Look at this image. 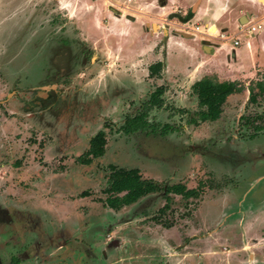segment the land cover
<instances>
[{"label":"rangeland","instance_id":"obj_1","mask_svg":"<svg viewBox=\"0 0 264 264\" xmlns=\"http://www.w3.org/2000/svg\"><path fill=\"white\" fill-rule=\"evenodd\" d=\"M164 2L0 0V60H18L12 72L26 68L33 75L23 80L21 88L13 74L6 81L10 83L7 89L0 79V264H13L20 256V264H35L38 240L46 244L42 256L50 258L55 253L65 258L72 244L78 249V264L84 261L81 248L85 243L96 249H123L130 243L128 248L135 247L129 239L153 238V243L165 248L170 247L166 239L181 235L189 241L186 251L195 250L198 199L171 194V206L162 211L166 203L162 190L114 211L104 203L111 163L138 167L143 177L163 184L183 182L196 188L201 180L199 188L206 203L213 199L206 187L211 184L212 169L240 171L252 167L258 172L251 175L247 185L254 190L260 185L253 180L264 173V130L255 137L251 134L256 125L264 128V97L252 102L250 93L242 92L225 108L224 121L194 125L188 120L198 117L201 108L197 101L189 106V96L181 99L166 93L163 108L151 110L149 119L160 125L171 122L180 127L178 131L161 135L120 130L126 116L141 110L151 92L164 81L149 75V65L157 61L153 59V43L164 38L170 28L177 33L172 36L170 49L182 74L186 65L204 54L200 33L195 38L183 36L182 15L194 9L189 25L208 23L216 30L227 26L230 36L237 32L238 23L249 22L248 17L264 26V5L256 0H220L226 9H220L219 15L214 7L209 13L197 12L198 0H177L175 4L181 7L175 9L183 8L184 12L167 14L162 10ZM201 2L204 10L206 0ZM119 14L124 17L116 18ZM41 40L44 43L37 45ZM243 40L258 41L257 35ZM221 43L226 45L218 56L234 59L230 49L233 40ZM142 45L146 51L139 49ZM50 46L54 47L52 53ZM162 49L160 43L156 51ZM81 54L87 60H73ZM40 59L49 67L53 62V79L46 80L49 72L36 69L35 62L40 63ZM42 67L47 69L46 65ZM251 67L256 77L242 83L254 86L258 93L256 82L263 74L258 71L260 66ZM14 91L21 95L17 103L11 98ZM35 93L39 98L53 95L58 102L52 108L47 106L50 101L43 109L38 106L39 112L37 106L29 110ZM178 108L182 112L188 108L189 113H181ZM247 116L256 120L245 123ZM99 130L107 134L106 153L91 164L79 162L78 156L89 148L91 137ZM211 206L209 203L208 211ZM164 223L173 226L167 228ZM202 230L208 233L209 227ZM50 234L55 242L52 248L46 243ZM112 236L121 239L120 246L107 245ZM226 246L222 242L217 248L225 250Z\"/></svg>","mask_w":264,"mask_h":264},{"label":"flooded vegetation","instance_id":"obj_2","mask_svg":"<svg viewBox=\"0 0 264 264\" xmlns=\"http://www.w3.org/2000/svg\"><path fill=\"white\" fill-rule=\"evenodd\" d=\"M41 37H43L42 34ZM47 38L51 39L49 35L47 36ZM43 43L44 42L42 40L36 42V44L39 46L42 45ZM50 48H51L50 53H52L54 47L50 46ZM70 48L71 50L73 49L71 46ZM42 55H43V51L41 52V56ZM73 60H87V59L85 56L81 54V57L79 58L75 57L73 58ZM16 61L18 60H0V79L3 80L5 89H7L8 84H10L6 82L8 81L9 75L13 74V80H15L16 77H18L16 80L20 81L18 84L20 85V88L22 86L23 80H27L28 78H31V76H33L30 71L26 70V68L12 72L13 68L16 69V67L13 65V63ZM43 61L44 60L40 59V63L35 62V67L36 69L41 68L42 72L44 71H46L47 73L49 72L46 76V80L48 79L51 80L54 78L55 75L54 72L53 75L51 74V71L53 70V68H55L53 66V62H52V66L49 67L48 64H44L45 62ZM49 64L51 65V63ZM42 65H46L47 69H43ZM36 76L39 77L38 75ZM55 78L57 79L58 77ZM41 80L42 78L37 81H41ZM18 93L19 94H17V92L14 91L13 92L14 95L13 94L11 95V98H14V101L16 103L19 102V99L17 98L21 97L19 91ZM164 94H166V89L162 94L163 98H164ZM31 98H32L31 104H29L30 106L28 109L33 110V108L37 106L38 112L41 111L38 106L42 105V109H43V106L46 104V102L50 101L51 103H49L47 106L52 108L58 102L57 101L58 98H55V96L53 95L50 96L48 95L47 97L39 98L35 93V95ZM164 104H165V100L163 101L162 106H164ZM159 108H163V107L155 106L151 110L159 109ZM142 109L143 106L141 110ZM178 109H179L178 111L181 113H189L187 111L185 112L180 111L181 108ZM20 110L22 111L21 108ZM135 114H130V115H135ZM149 116H150V112L149 115L147 116L150 123L158 124L150 120ZM248 117L250 116L245 117L246 119L245 123L248 122L247 121ZM164 124H172L175 127L176 131L180 129L179 126L174 125L171 122H165L162 123L161 125L158 124V126L162 127ZM121 131L125 132V130H121ZM139 131H143V130H139ZM144 131L150 133L159 132V134L161 135H168L170 133L169 132L166 134H162L159 130L154 131L152 127ZM227 161L230 160L227 159ZM255 171L256 169L252 167H247L245 169H241L240 171L234 169H227L226 171H224V169H220V170H217L216 168L212 169L211 184L206 186L212 192L211 194L213 198L209 202L212 204L210 211H208L209 203H206L207 199L206 200L203 199V191H201V189L199 188V186L202 183L201 180L196 186V188H190L187 186V184H185L188 189L196 190L195 195L186 198L196 197L200 202L196 210L197 211L196 215L198 217L199 231L198 233H196L194 238L196 241L195 250L189 252L186 251L185 248L188 246L189 241H187L186 238H182L181 235H179V238H176L175 236H171L170 238L166 239L168 240L170 247H165V248L161 247L157 243H153V241H155V239L153 238L129 239L130 241L135 242V247L128 248L131 244H133L130 243L126 248L123 249L112 248V247L96 249V248H91V245L85 243L86 247L81 248L82 257L84 260L82 264H100L103 260H104V264H264V173L262 172L258 174L255 180H253V181H257L260 184L257 187V189L254 190V187L252 185H247V182H251V175ZM248 178L250 179L248 180ZM149 179H153V178H149ZM164 184H169V183H164ZM171 194H178V193L170 192L168 195L165 193L166 203L164 204L163 207L160 208L162 211L167 210L171 206V202H172ZM168 196L170 197V199H168ZM104 203L109 208L114 209V211L121 210L123 207L133 204L132 203L129 205H125L120 209H115L113 207H110L106 203V201ZM163 225L167 228H171L173 226L172 223H164ZM204 226L209 227L208 233L203 232L202 228ZM47 238H49L47 239L48 241L46 242L47 247L52 248L53 243H55L54 238L52 237L51 234L47 235ZM107 240L109 241L107 243V245L109 246L114 245L118 247L121 245L120 243L121 239H119L118 237L112 236ZM38 241H36L38 242L37 246L39 247L38 248L39 252L36 255V258H38V260L33 261L35 262V264H63V263L78 264L75 258L76 257L75 255H78L76 254V252H78V249L73 248L72 244L67 249L66 253L68 254L65 258L64 256H60L58 253L55 252H54L55 253L54 256L52 255L53 257L51 256L50 258L47 256L46 257L42 256L43 250L46 249V244H44V241L42 240H38ZM222 242L226 243L227 245L226 249L218 250L217 245L222 244ZM207 246H210V250H206ZM188 256H197L198 259L193 261L191 259H188L187 258ZM20 263H23V257L21 256L20 258L16 259V261H14L13 264H20ZM5 264H11V263L10 261H7V263Z\"/></svg>","mask_w":264,"mask_h":264},{"label":"trees","instance_id":"obj_3","mask_svg":"<svg viewBox=\"0 0 264 264\" xmlns=\"http://www.w3.org/2000/svg\"><path fill=\"white\" fill-rule=\"evenodd\" d=\"M194 15L190 11L183 17V21H187ZM164 63L157 61L149 66L150 76L160 75ZM259 92L254 91V86H250V100L256 102L259 97H264V78L256 82ZM166 87L164 85L158 86L155 91L151 93L150 98L142 104L143 109L135 115H128L121 130L127 133H134L139 130H147L152 127L154 131H160L162 134L169 133L175 130L172 124H164L162 127L156 124H150L148 120L149 112L155 106L163 107L164 98L162 97ZM193 94L198 97V105L201 108L198 111V117L193 116L189 121L195 125H199L205 121H215L219 119L223 112V105L227 101L230 94L240 92L244 89V84L239 81H219L216 77L206 76L192 85ZM184 112L187 109L183 110ZM256 120V117H248L247 121ZM247 122V123H248ZM263 125H256L255 133L252 137L259 133ZM107 134L105 130H99L90 139L89 148L78 156L79 162L83 164H91L96 158L102 157L106 153L107 148ZM111 169L109 174V185L105 188L108 194L106 203L115 209H120L125 205L132 204L138 201L143 196L152 192L162 191L168 195L170 192L182 194L185 197H190L196 194L195 189H188L185 183L163 184L154 179L144 178L138 167L125 168L115 164H109ZM168 199L170 197L168 196Z\"/></svg>","mask_w":264,"mask_h":264},{"label":"crops","instance_id":"obj_4","mask_svg":"<svg viewBox=\"0 0 264 264\" xmlns=\"http://www.w3.org/2000/svg\"><path fill=\"white\" fill-rule=\"evenodd\" d=\"M175 1L177 0H165L164 2L165 4L162 7L163 13L171 14L177 11L179 9V6L181 7V5L180 3L175 4ZM198 1H199V4H198L199 7L197 9V12L202 11L203 13H209V10H211L214 7L218 10V15H219L220 9H224V10L226 9V7L221 6L219 2L220 0H206V6L203 10L201 9L202 0H198ZM256 1L260 5H264V2H262L261 0H256ZM175 8H178V9H175ZM180 10L181 12H184L183 8H181ZM193 10L194 9L190 11H193ZM188 13L189 12H187L185 15H182V16L184 17ZM194 15H195V12H194ZM116 16H118L116 18L124 17L121 14L116 15ZM193 16L188 20L191 21ZM241 19H243V17ZM248 20L249 22L246 25H242L238 23L236 27L237 32L233 34L240 38L241 43L239 45L234 44V38H231V36L228 34L229 28L227 26H223L221 28L218 27L217 31L213 32V34H208V33H203V32H194V31H187L189 33L187 34L185 31H183V36L186 38L188 37L195 38L196 35L200 33L202 35L201 36V39L203 41L202 47L204 49V54H201L198 60H196L195 62L193 61V63H190L183 68L185 70V73L183 74L181 73V69L176 65V63L172 59L173 55L171 53L172 51L171 49L173 47L170 41L172 39V36L175 37L177 33L175 31L172 32L171 28L168 30L167 34L164 33L165 34L164 38H162L157 43H153L151 46V49H153V53L155 55L153 59L157 61H162L164 63V66L162 68L160 75H157V76L159 80H164L160 85H164L166 87V93L167 94L170 93L169 95H172L176 98H181V99L189 96L190 100L188 99V104L189 106H192L193 103L196 101L198 104V97L195 94H193L192 85L196 81L206 76L216 77V79H218L219 81H227V80L235 81L236 80V81L242 82V81H246L249 78L251 80V79H254L257 74V72L252 70V67H251L254 64L256 66L261 67L259 68L258 71H262V74H263L262 76L264 78V51L263 52L261 51V53L259 52L260 48H264V38H261V35H264V30H263L264 26L260 20H253L252 17H248ZM252 22L253 23L257 22L261 24V28L258 31H256L254 34L248 37H253L257 35L258 41L255 42L254 40L253 41L248 40L245 43L243 40V37H246V36L240 32V28L241 26H247ZM195 24H200L202 26V29L209 26L208 23H205V24L195 23ZM218 33L228 34L229 37L227 39L231 38L233 40V44L230 46V49H231V52L234 53V59L227 60V59H222L218 56L217 53L221 51L223 47H225L226 45V44L221 43V41L227 40V39L220 37ZM160 43L163 49L157 52L156 49L158 48ZM176 43L181 44L178 41H176ZM139 49L141 50L146 49L145 45L144 46L142 45V47ZM134 60H138V59L135 58ZM148 70H149V67H148ZM149 75H150V70H149ZM246 83L247 82H245L244 89L242 91L232 93L228 96L227 101L223 105V112L219 119L215 121H205V123H215L221 120L224 121L225 116L223 115L226 112L225 108L228 106L231 99L237 100L238 95L242 92L248 91L250 93V89H249L250 86L248 85L245 86Z\"/></svg>","mask_w":264,"mask_h":264},{"label":"built area","instance_id":"obj_5","mask_svg":"<svg viewBox=\"0 0 264 264\" xmlns=\"http://www.w3.org/2000/svg\"><path fill=\"white\" fill-rule=\"evenodd\" d=\"M181 11V10H178ZM189 21H185L182 23V27L181 30L182 31H194V32H203V33H208V34H213V31L211 30V26H208L206 28L202 29V26L200 24H192L189 25ZM261 28V24L257 23V22H252L247 26H241L240 28V32L243 33L246 37L254 34L256 31H258ZM218 35H220V37L227 39L229 36L228 34L225 33H218ZM231 38H234V44L235 45H239L241 43L240 38L237 37L236 35L231 36Z\"/></svg>","mask_w":264,"mask_h":264},{"label":"bare ground","instance_id":"obj_6","mask_svg":"<svg viewBox=\"0 0 264 264\" xmlns=\"http://www.w3.org/2000/svg\"><path fill=\"white\" fill-rule=\"evenodd\" d=\"M211 30L213 31V32H216L217 30H216V26L214 25H212V27H211Z\"/></svg>","mask_w":264,"mask_h":264},{"label":"water","instance_id":"obj_7","mask_svg":"<svg viewBox=\"0 0 264 264\" xmlns=\"http://www.w3.org/2000/svg\"><path fill=\"white\" fill-rule=\"evenodd\" d=\"M262 2H264V0H261ZM243 22V19L241 20ZM186 35V34H185Z\"/></svg>","mask_w":264,"mask_h":264}]
</instances>
